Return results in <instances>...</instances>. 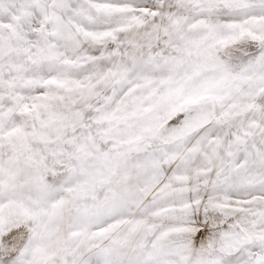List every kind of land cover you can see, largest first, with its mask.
Returning a JSON list of instances; mask_svg holds the SVG:
<instances>
[{
  "label": "snow or ice",
  "instance_id": "snow-or-ice-1",
  "mask_svg": "<svg viewBox=\"0 0 264 264\" xmlns=\"http://www.w3.org/2000/svg\"><path fill=\"white\" fill-rule=\"evenodd\" d=\"M0 264H264V0H0Z\"/></svg>",
  "mask_w": 264,
  "mask_h": 264
}]
</instances>
